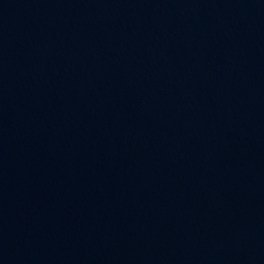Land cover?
Masks as SVG:
<instances>
[{"label":"water","instance_id":"obj_1","mask_svg":"<svg viewBox=\"0 0 264 264\" xmlns=\"http://www.w3.org/2000/svg\"><path fill=\"white\" fill-rule=\"evenodd\" d=\"M0 264H264V0H0Z\"/></svg>","mask_w":264,"mask_h":264}]
</instances>
